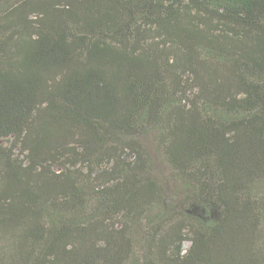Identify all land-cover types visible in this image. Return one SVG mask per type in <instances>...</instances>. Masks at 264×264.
<instances>
[{"label":"trees","instance_id":"obj_1","mask_svg":"<svg viewBox=\"0 0 264 264\" xmlns=\"http://www.w3.org/2000/svg\"><path fill=\"white\" fill-rule=\"evenodd\" d=\"M0 264H264V0H0Z\"/></svg>","mask_w":264,"mask_h":264},{"label":"rangeland","instance_id":"obj_2","mask_svg":"<svg viewBox=\"0 0 264 264\" xmlns=\"http://www.w3.org/2000/svg\"><path fill=\"white\" fill-rule=\"evenodd\" d=\"M170 189H171V185L168 184L167 185V193H168L169 197H174V195L172 194V192L170 191ZM188 246H189V242L188 241H185L184 242V248H187Z\"/></svg>","mask_w":264,"mask_h":264}]
</instances>
